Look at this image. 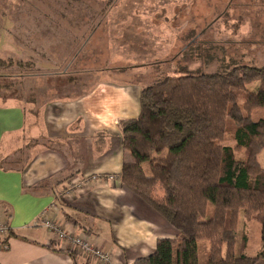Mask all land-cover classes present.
<instances>
[{
  "label": "crops",
  "instance_id": "crops-1",
  "mask_svg": "<svg viewBox=\"0 0 264 264\" xmlns=\"http://www.w3.org/2000/svg\"><path fill=\"white\" fill-rule=\"evenodd\" d=\"M214 5L211 0L204 2L206 12L203 9L202 16L208 28L214 27L212 20L226 28L231 27L226 26L229 22L239 23L238 34L233 32V37L244 36L247 30L251 40L236 43L253 49L257 41L251 31L259 30L256 23L264 24V0H219V14H215ZM58 10L50 11L44 24L55 25L54 31L47 30L48 40L52 38L50 46L55 45V38H63L60 46L65 49L62 55L59 50L58 55L45 59L51 74L45 72L44 76L63 79L73 72L92 83L78 96H62L59 91L51 101L45 100L44 94L42 99L39 95L41 100L25 103L20 96L0 88V219L9 226L8 233L0 237V264H90L89 259L80 257L66 242L57 241L53 233L47 232L41 225L43 217L64 220V228L70 227L87 237L109 255L106 264H133L153 252L158 238H173L177 234L160 215L126 190L119 179L122 165L132 162L130 154L122 149L119 122L138 116L140 87L147 84L135 67L128 71L131 76L121 77V81L115 76H123L124 69H60L65 55L77 53L78 45L87 48L98 42L94 43L92 36L82 42L88 29L81 18L77 24L72 8ZM60 11L62 17L57 16ZM137 13L141 15L143 10ZM151 16L153 21L154 15ZM138 27L143 28L141 22ZM149 27L147 32H152L154 26ZM91 30L94 35L95 30ZM203 31L206 35L205 28ZM80 48L81 51L83 47ZM170 54L167 49H153L149 58L143 60V56L138 62L164 60ZM102 55L104 61L97 59L96 53L88 61L122 62L111 57L109 44ZM15 56L26 60L24 53ZM12 76L22 77L18 73ZM32 77L40 76L34 73ZM67 183L76 185L65 197L56 199ZM150 195L163 203L164 191L159 184H155ZM69 251L75 257L67 254Z\"/></svg>",
  "mask_w": 264,
  "mask_h": 264
},
{
  "label": "trees",
  "instance_id": "trees-1",
  "mask_svg": "<svg viewBox=\"0 0 264 264\" xmlns=\"http://www.w3.org/2000/svg\"><path fill=\"white\" fill-rule=\"evenodd\" d=\"M67 7L80 13L76 6ZM91 31L84 32V40ZM49 70L39 75H50ZM37 72L22 77L35 80ZM178 73L140 87L138 116L119 122L122 149L132 158L121 167V184L177 231L173 238H158L153 252L133 264H198L200 240L209 242L206 264H264V212L256 253L234 254L239 212L244 204L264 206V169L257 161L264 150V119L251 120L254 109L264 110V64ZM251 82L258 83L255 91L245 88ZM226 135L233 146L222 145ZM157 183L163 203L150 197ZM208 204L212 215L205 219ZM246 242L242 237L241 249Z\"/></svg>",
  "mask_w": 264,
  "mask_h": 264
},
{
  "label": "rangeland",
  "instance_id": "rangeland-1",
  "mask_svg": "<svg viewBox=\"0 0 264 264\" xmlns=\"http://www.w3.org/2000/svg\"><path fill=\"white\" fill-rule=\"evenodd\" d=\"M205 1L208 2L209 0H0V60L2 62L0 64V76H2L0 77V88L4 87L3 90L9 92L10 95L20 96L22 102L40 99V96L42 99L44 94V99L49 98L47 101H51L59 95V91L64 94L62 96H65V93L68 96L81 95L92 83L89 78L86 79L82 74L76 76L73 72H69V77L63 79L39 75L44 69H50L46 60L52 58V54L58 55L59 50H61L60 55H62V51L65 49V46H60L64 42L63 38H55V45L50 46L46 32L47 30L54 31L55 25L52 23L44 24V20L45 18L48 19L50 11L57 12L64 5L79 8L80 13L76 12L73 18L75 21L79 18L83 19L84 27L88 31L93 28L95 33L94 35L90 34V36H92L91 39L94 43H98L89 44L87 48L78 45L75 49L80 51V47H83L82 50L77 53L66 54L67 58L61 62L60 69L62 66L66 70L73 71L77 69L83 71L124 69L126 73L123 76H115L116 80L121 81L123 80L121 77H126V75L130 77L129 73L135 67L141 73L140 79H143L144 83L148 85L168 76L177 77L179 70L183 69L217 73L220 70L223 71L224 67L227 72L230 68L240 65L260 68L264 64V24L256 23L254 26L258 25L259 30L254 28L251 31L252 38L257 41L253 49L248 45H238L236 41L247 43L251 40L249 39L250 34L247 37V30H245L244 36L241 35L235 39L233 32L238 34L239 29L236 26L239 23L231 24L232 22H229L226 26L231 27L226 28L221 26L219 22L214 23L215 21L212 20L211 23L214 27L208 28L207 23L203 22L202 16ZM211 1L216 7L215 14H219L221 11L219 0ZM139 9L140 11L143 10V14L137 13ZM204 10L206 12V9ZM151 15H154L153 21ZM139 22L142 23L143 28L138 27ZM94 24L97 25L91 27ZM148 25L154 26L152 32H147L150 29ZM204 28L206 35L203 33ZM113 34L116 35L115 39ZM72 35L75 34L72 32ZM44 42L48 45L46 46ZM108 44L111 57L120 58L122 62L116 60L111 63L110 60H106L105 62L90 63L88 61L91 54L94 53L97 54V59L104 61L102 51L106 50ZM43 46L53 49L44 51L42 50ZM22 47L23 49H21ZM153 49H167L168 53L171 51V54L164 60L138 62L143 56V60L149 58ZM182 52H186L189 56L186 57V53L182 54ZM17 53H24L23 59L26 60H20L19 57L15 56ZM19 60L20 62L17 63ZM28 61H34L33 64L36 66L28 67L30 66ZM32 70L38 71L37 75L40 77L30 81L25 77H7V75H14L15 73L23 76L31 73ZM257 86V82H251L245 88L247 91H255ZM242 93L243 91L238 96L239 103L243 100ZM61 98L66 99L65 97ZM260 119H264V110L257 108L251 113V120ZM233 143L231 136L226 135L222 145L233 146ZM241 156V153L237 154V157ZM257 161L264 169V150L258 153ZM69 178L71 176L66 179ZM71 184L73 185V183L66 184L67 189H71ZM154 192H156L155 189ZM244 205L242 211L239 212L241 214H238L235 256H238L239 252L246 256H253L260 245L259 218L264 212V206H255L253 203ZM245 210H248L252 216H246ZM211 215L212 206L208 204L205 219ZM63 221H60V225ZM66 230L71 234L79 235L70 227ZM242 237L247 240L244 249H241ZM57 241L60 240L57 239ZM68 247L71 248L69 245ZM197 247L198 264H206L209 242L200 240Z\"/></svg>",
  "mask_w": 264,
  "mask_h": 264
},
{
  "label": "built area",
  "instance_id": "built-area-1",
  "mask_svg": "<svg viewBox=\"0 0 264 264\" xmlns=\"http://www.w3.org/2000/svg\"><path fill=\"white\" fill-rule=\"evenodd\" d=\"M72 185V184H71ZM73 184L71 189L65 188L58 191L57 196L65 197L70 190L73 189ZM65 195V196H64ZM53 211V206H51ZM54 212V211H53ZM41 225L47 230V232L53 233L58 240L65 241L71 248L77 252L80 257L89 259L90 264H106L109 262L110 257L107 253H104L101 249L95 247L92 242L84 235H75L64 229L63 225H60V221L56 218H45L43 217ZM9 231V226L5 220L0 219V237L6 235ZM95 260V262H93Z\"/></svg>",
  "mask_w": 264,
  "mask_h": 264
}]
</instances>
